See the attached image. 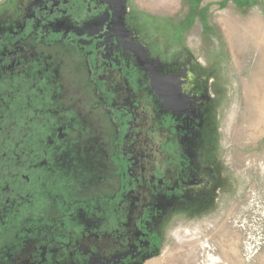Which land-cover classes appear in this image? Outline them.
Masks as SVG:
<instances>
[{
    "label": "flooded vegetation",
    "instance_id": "af4514ba",
    "mask_svg": "<svg viewBox=\"0 0 264 264\" xmlns=\"http://www.w3.org/2000/svg\"><path fill=\"white\" fill-rule=\"evenodd\" d=\"M152 41L127 0L0 4V264H138L212 198L206 80Z\"/></svg>",
    "mask_w": 264,
    "mask_h": 264
},
{
    "label": "rangeland",
    "instance_id": "374dc122",
    "mask_svg": "<svg viewBox=\"0 0 264 264\" xmlns=\"http://www.w3.org/2000/svg\"><path fill=\"white\" fill-rule=\"evenodd\" d=\"M127 6L162 58L186 57L205 78L215 111L208 155L218 172L212 198L172 212L156 230L157 250L138 264H264V0Z\"/></svg>",
    "mask_w": 264,
    "mask_h": 264
},
{
    "label": "water",
    "instance_id": "95a60500",
    "mask_svg": "<svg viewBox=\"0 0 264 264\" xmlns=\"http://www.w3.org/2000/svg\"><path fill=\"white\" fill-rule=\"evenodd\" d=\"M154 80H155V85H156V87L157 88H160V90L163 92L162 94H164V95H166V93L164 92V90H165V87L164 86H166V82H165V80H163V78L162 77H159V76H155L154 77ZM172 94L173 93H171V94H168L170 97H172ZM149 258V257H148ZM147 259V258H146ZM145 260V259H144Z\"/></svg>",
    "mask_w": 264,
    "mask_h": 264
}]
</instances>
